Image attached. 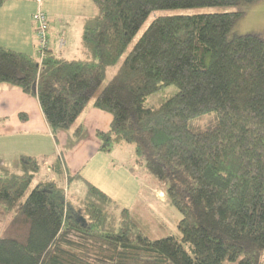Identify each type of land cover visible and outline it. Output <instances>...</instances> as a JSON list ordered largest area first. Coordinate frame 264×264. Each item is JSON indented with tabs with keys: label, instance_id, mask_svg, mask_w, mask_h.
<instances>
[{
	"label": "trees",
	"instance_id": "obj_1",
	"mask_svg": "<svg viewBox=\"0 0 264 264\" xmlns=\"http://www.w3.org/2000/svg\"><path fill=\"white\" fill-rule=\"evenodd\" d=\"M238 1L91 0L97 12L83 20L81 58L48 49L39 62L0 46V84L35 96L54 138L89 104L107 112L99 151L130 146L133 167L163 184L180 214L177 236L155 238L88 182L76 208L68 194L79 175L64 178L58 159L55 179L44 174L30 188L43 165L20 156L17 169L0 168V264H264V42L226 39L242 12L155 16L98 90L153 12ZM167 86L178 92L144 106ZM82 132L80 123L73 135Z\"/></svg>",
	"mask_w": 264,
	"mask_h": 264
},
{
	"label": "crops",
	"instance_id": "obj_2",
	"mask_svg": "<svg viewBox=\"0 0 264 264\" xmlns=\"http://www.w3.org/2000/svg\"><path fill=\"white\" fill-rule=\"evenodd\" d=\"M21 1L34 3V0ZM10 2L14 1H8L7 4ZM5 4L0 7V46L36 57V42L29 41L27 31L19 29L14 18L8 16L12 6L17 8V5ZM47 19L48 30L51 29L55 34L48 35L47 31L49 49L67 59L81 58L80 38L79 41L74 40L81 35L85 18L75 28L70 22L65 23L59 32L55 26H51V18ZM60 35L65 38L62 49L57 46ZM2 42L10 46H4ZM110 122V114L89 104L71 129L60 131L54 138L36 97L24 94L15 86L0 84V168L14 170L18 168L20 156L35 157L42 163V171L48 179L54 180L51 164L58 159L64 178L76 173L79 175L71 184L73 192L83 191L86 182L112 199L115 192L119 196L124 188L136 190L138 178L133 175L134 169H130L134 161L132 148L113 147L108 153L99 151V140L95 134L107 130ZM80 123L83 132L80 136H74L73 130ZM115 150L125 153V162L119 163L110 157Z\"/></svg>",
	"mask_w": 264,
	"mask_h": 264
},
{
	"label": "rangeland",
	"instance_id": "obj_3",
	"mask_svg": "<svg viewBox=\"0 0 264 264\" xmlns=\"http://www.w3.org/2000/svg\"><path fill=\"white\" fill-rule=\"evenodd\" d=\"M12 1L14 2H10L11 4H7L8 2H6V4L4 3L7 6L17 5V8L12 6L13 9L10 10L11 12H9L8 16H12L14 18L15 24L19 29H25L27 31L26 34L29 41L35 42L37 41V39L35 34V24L32 17L36 12L37 7H40L41 11L44 12L46 19L47 17L51 18V26H55L58 32L65 23L70 22V24H72L75 28L77 25H80L82 18L92 16L97 12L91 0H34L33 4L31 2H24L21 0ZM229 11H240L242 12V15L233 23L230 31L226 36V39L230 40L234 36L246 34H257L264 42V0H255L252 2L239 0L237 4L232 6H212L156 11L146 19L144 24L140 27L137 34L129 43L126 50L119 57V59L114 64L108 66L105 69V74L98 90L106 85V83L117 72L135 40L141 35L143 30L155 16L197 15L223 13ZM33 26L34 30L32 31ZM48 28V35H55L52 30H48ZM79 38L80 36L78 35L74 41H79ZM2 43L4 44V46H10L7 45L6 42ZM177 92L178 90L176 87L167 86L157 92L149 94L145 98L143 104L147 108L158 107L160 104L173 97ZM115 151L116 152H112L110 157L119 163L125 162V153L119 152V150ZM132 168L134 169L135 173L133 175H136L134 177L138 178L137 182L139 183V185L136 187V190L134 188H124L122 191H120L121 195L119 196H116L115 192V195H113V201L120 208H128L131 211L136 212L139 219H141V221L148 226L151 236L155 238L169 235L177 236L179 232L176 227V222L180 219V214L166 200L164 192L161 190L164 189V185L158 183L156 179L143 167L142 169H140L139 167ZM43 174L44 172L41 171L35 177L34 182L31 184L30 188H32V186H34L37 181L43 178ZM65 186H67V184H65ZM84 192L85 191L73 192L72 189L69 190L68 197L69 199H71L70 202H72L76 208L78 207V205H81L80 201H76V198L80 199ZM6 223L7 218L0 216V237L2 229Z\"/></svg>",
	"mask_w": 264,
	"mask_h": 264
},
{
	"label": "built area",
	"instance_id": "obj_4",
	"mask_svg": "<svg viewBox=\"0 0 264 264\" xmlns=\"http://www.w3.org/2000/svg\"><path fill=\"white\" fill-rule=\"evenodd\" d=\"M33 22L35 24L36 34V58L39 62L45 56V53L49 49V40L47 37L48 22L43 11L40 7H37L35 14L33 15ZM58 49H62L65 46V38L60 35L57 43Z\"/></svg>",
	"mask_w": 264,
	"mask_h": 264
}]
</instances>
